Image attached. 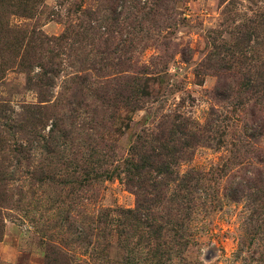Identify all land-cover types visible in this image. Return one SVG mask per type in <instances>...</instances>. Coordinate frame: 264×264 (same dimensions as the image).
Here are the masks:
<instances>
[{
  "label": "rangeland",
  "instance_id": "1",
  "mask_svg": "<svg viewBox=\"0 0 264 264\" xmlns=\"http://www.w3.org/2000/svg\"><path fill=\"white\" fill-rule=\"evenodd\" d=\"M263 22L264 0H0V264H264V90L231 60L261 69ZM167 114L218 119L179 166L202 204L174 231L125 184Z\"/></svg>",
  "mask_w": 264,
  "mask_h": 264
},
{
  "label": "trees",
  "instance_id": "2",
  "mask_svg": "<svg viewBox=\"0 0 264 264\" xmlns=\"http://www.w3.org/2000/svg\"><path fill=\"white\" fill-rule=\"evenodd\" d=\"M251 35L253 34L248 36ZM246 41L247 36L243 32L236 37L235 45L243 49L242 53L245 48H251ZM221 53L219 47L214 46L207 55L205 65L216 68L225 64L227 59ZM231 60L238 63L239 78L243 80L248 78L251 81L250 91L257 94L264 90V61L261 69H256L258 65L253 63L247 75H244L239 64L241 60L234 56ZM99 99H102V96ZM103 100L111 101V97L106 99L104 97ZM210 114L216 115V111L211 109ZM214 120L218 119L208 118L206 124L201 125L182 114H167L160 120L155 130L138 135L132 146L130 158L126 162L125 184L137 198L136 208L129 210V214L138 220H148L160 230L167 229L163 227L164 224L172 226L171 231H174V227L184 226L185 223L182 221L191 216L195 207L202 204V191L199 190L201 183L198 177L204 176L191 171L182 174L179 166L189 161L198 146L211 145L214 137L208 132L214 128ZM61 126L64 127L62 138L65 142L70 131L66 119H62ZM70 218L75 221L73 216Z\"/></svg>",
  "mask_w": 264,
  "mask_h": 264
}]
</instances>
